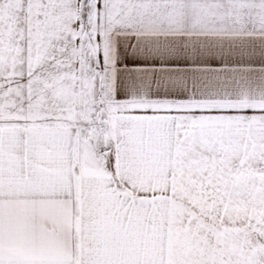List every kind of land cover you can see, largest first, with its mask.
Instances as JSON below:
<instances>
[{"label":"snow or ice","instance_id":"1","mask_svg":"<svg viewBox=\"0 0 264 264\" xmlns=\"http://www.w3.org/2000/svg\"><path fill=\"white\" fill-rule=\"evenodd\" d=\"M0 264H264V0H0Z\"/></svg>","mask_w":264,"mask_h":264}]
</instances>
